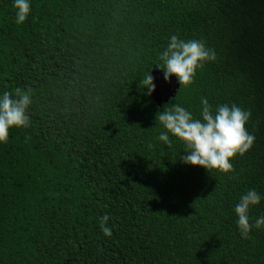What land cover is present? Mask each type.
<instances>
[{
	"label": "trees",
	"instance_id": "1",
	"mask_svg": "<svg viewBox=\"0 0 264 264\" xmlns=\"http://www.w3.org/2000/svg\"><path fill=\"white\" fill-rule=\"evenodd\" d=\"M30 7L17 25L0 0V91L32 101L28 127L0 144V264H264V228L241 238L233 212L248 189L264 197V0ZM172 34L216 59L157 107L139 84ZM201 97L251 113L254 143L230 173L187 166L183 144L156 139L159 112L198 116Z\"/></svg>",
	"mask_w": 264,
	"mask_h": 264
},
{
	"label": "clouds",
	"instance_id": "2",
	"mask_svg": "<svg viewBox=\"0 0 264 264\" xmlns=\"http://www.w3.org/2000/svg\"><path fill=\"white\" fill-rule=\"evenodd\" d=\"M15 23H24L31 7L30 0H12ZM157 69L162 70V79L168 83L175 77L180 86H189L200 69L216 59L215 52L202 40L182 39L177 34L168 37L166 46L158 54ZM150 72L145 73L139 88L147 95L155 91ZM31 96L19 88L0 91V144L6 143L9 130L29 125L28 109ZM251 113L234 103L218 104L214 109L204 97L200 99L198 116L179 104L165 107L156 115V123L162 129L156 139L171 147L175 138L184 146L182 162L187 166L203 168L207 172L230 173L232 161L244 156L252 147L255 137L247 130ZM152 145L149 144L148 148ZM264 199L255 189H248L239 196L233 207L235 224L241 238H248L253 230L264 228V214L252 219L251 209ZM108 217L99 220L100 231L105 237L111 236L106 226Z\"/></svg>",
	"mask_w": 264,
	"mask_h": 264
},
{
	"label": "water",
	"instance_id": "3",
	"mask_svg": "<svg viewBox=\"0 0 264 264\" xmlns=\"http://www.w3.org/2000/svg\"><path fill=\"white\" fill-rule=\"evenodd\" d=\"M150 75L153 77L155 91L149 95L152 101L159 107L163 103H167L173 98L178 90L179 83L175 77H171L168 83L162 79V70L152 68Z\"/></svg>",
	"mask_w": 264,
	"mask_h": 264
}]
</instances>
